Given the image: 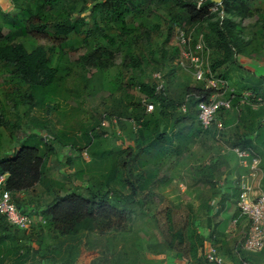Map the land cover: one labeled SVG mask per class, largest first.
<instances>
[{"label":"trees","instance_id":"16d2710c","mask_svg":"<svg viewBox=\"0 0 264 264\" xmlns=\"http://www.w3.org/2000/svg\"><path fill=\"white\" fill-rule=\"evenodd\" d=\"M149 2L152 4L167 3L170 5L168 11L173 7L174 11L171 9L167 16V30L170 36H174L175 28H181L185 32H192L194 41L201 37L203 47L210 52V70L217 77L227 80L230 70L234 69L238 72L242 69L238 65V57L254 60L258 55L255 48L259 46L261 40H264V18L256 23V29L249 37H245V33L250 28L243 27V22L252 15L255 0H224L217 7L216 12H211L214 5L208 4L209 0H109L103 4L97 3V0H12L16 14L14 17L5 15L6 25L5 27L0 25V66L7 69L9 76L27 86L29 100H32L27 101V109L30 110L36 105L34 91L37 88H50L54 85V92H57L55 83L59 79L60 69L55 64L52 50L44 46H35L28 52L19 42L20 40L30 41L34 35L38 34L50 40H63L75 34L85 35L81 42L84 46H90L91 38L105 39L108 41V47H93L94 51L88 59L85 56L81 57L84 64L91 63L99 70L105 71L109 66L107 59L112 56L116 48L109 47L114 45L113 40L101 24L109 29L111 26H117V40L123 43L121 39L124 36L130 32L134 33L128 28L127 20L131 18L133 12L137 16L143 14L142 8ZM90 5L91 8H89ZM147 8L148 11L151 10L149 6L145 9ZM86 11L93 14L94 28L82 31L81 26L84 22L79 20L72 23L71 18L74 14L79 15ZM232 19L237 21H232ZM184 27H188V30L183 29ZM144 31L140 33L142 36L147 35ZM63 45L67 43L59 44V47H64ZM47 47L53 46L48 45ZM58 52L59 57L63 58L64 51L60 49ZM140 64L139 57H130L131 68L139 67ZM134 80L131 78L125 86L117 88L121 94L117 98V106L115 109H110V113H106L105 116L113 118L118 125H122L123 122H134L137 127L136 138L125 148L101 153L109 160V170L102 181L97 180L91 186L92 191L86 188L83 193L71 192L64 196H56L40 212L33 211L34 215L42 217L45 225H35L25 231L17 229L13 233H5L1 236L0 255L2 252L9 255L19 251L25 254L32 252L33 249L30 252L29 250L24 251L25 248H30V244L26 246L25 241L30 240H27V237L36 236L39 243L35 251L44 256V262L47 264H56L58 258L52 250L57 243H62L61 240L66 236L92 233L104 236L109 245L104 252L99 250V258L90 264L108 254V264H125L127 260H134V264L138 263L136 251L141 247L140 236L133 231L130 222L131 213L136 211L135 205L139 212L146 208L144 199L140 200L139 196L156 183L160 186L166 184V181L161 184L160 181L163 178H159L168 168L167 166L173 165L178 159L187 155L189 146L194 144V137L199 136L201 145H203L204 138L210 136L211 131L202 132L200 128V130L196 128L195 135L192 132L197 117L196 106L202 100L200 97L192 96L194 91H197L196 89L190 92L187 87V90L174 96L165 87L163 91L158 92L156 84L150 85L138 81L132 83ZM132 88L137 89L143 98L142 101L153 105L154 112L160 115V119H154L151 116L154 112L147 114L141 102L130 101L129 91ZM201 90L202 87L196 93L200 94ZM241 94V91L235 90L236 100L232 109L236 108L234 105L241 98ZM189 95L191 97L185 102ZM182 106L185 107L184 112L180 111ZM261 107L264 106L259 108ZM41 141L45 145L43 157L40 156L37 148L24 146L22 143L10 157L0 160V175H7L5 190L12 195V198L20 192L31 191L36 186L43 185L42 171L46 170L44 163L46 159L54 156V151L48 148V141ZM260 146L263 147L260 141L247 140L238 148L249 149L259 156L263 183L264 154L258 152ZM68 147L76 152L75 148L78 146L68 145ZM81 149L83 148L78 150ZM220 161L219 159L207 165L192 168L190 176L192 182L196 186L203 184L215 187L214 176L221 177L224 174V167ZM131 163L137 164L134 170ZM97 164L99 165L100 161ZM78 174L82 175L81 172ZM89 180H92V177ZM232 193V198L220 195L214 212L213 206H207L211 214L210 222H215L220 215L227 212L225 205L229 200L233 201L232 199L238 196V189ZM233 204L236 207V203ZM237 212L238 214L234 213L229 217L228 222L239 223L240 220L245 222L238 210ZM0 218L4 220L1 216ZM151 219L154 228L159 233L158 244L166 251L180 256L187 264H207L206 251L214 235V228L209 229L210 233L205 237L202 232L198 231L197 221L190 208L177 203L160 211ZM43 229L49 232L48 238L51 239V244L48 242L42 244L38 233L31 234L37 230L41 233ZM215 242L217 243L216 240ZM41 244L43 249L40 251ZM222 245H225L224 241L220 246ZM49 256L53 259L50 260ZM242 262L246 261L240 258L235 260L234 264Z\"/></svg>","mask_w":264,"mask_h":264},{"label":"rangeland","instance_id":"374dc122","mask_svg":"<svg viewBox=\"0 0 264 264\" xmlns=\"http://www.w3.org/2000/svg\"><path fill=\"white\" fill-rule=\"evenodd\" d=\"M107 1L109 0H97V3L103 4ZM148 6L151 9L149 11L148 8L145 9ZM169 6L163 2L153 4L149 2L142 8L143 14L137 16L133 12L131 18L127 20V25L134 33L130 32L124 36L121 39L123 43L117 40V26H111L109 29L101 24L113 40L114 45L109 47L116 48L112 56L107 59L109 66L105 71L99 70L91 63L84 64L81 60L82 56L88 59L94 51L93 47H108V41L105 39L91 38L90 46H84L81 42L85 35L75 34L63 40H50L40 34L34 35L30 41L20 40L19 42L25 46L28 52L35 46H44V48L52 50L55 64L60 69L59 79L55 83L57 92H54V85L50 88H37L34 91L36 105L30 110L27 109V101L32 100H29L27 86L18 79L9 76L7 69L0 66V160L10 157L22 143L24 146L37 148L40 151V156L43 157L45 145L41 140L44 139L48 141V148L54 151V155L57 154L55 158L49 160L52 164L50 166L53 167H48V172L45 169L42 171L43 185L41 187L43 189H40L43 193L36 190L23 199L13 197L14 203L21 212L25 210L26 206L34 207H28L29 211L22 213L42 219L41 216L34 215L33 211L37 212L38 209L45 207L54 197L64 196L71 192L83 193L86 188L92 191L91 186L97 180H103L109 170V160L101 153L121 147L125 148L136 138L137 127L134 122H123L122 125H118L113 118L105 116L106 113H110V109H115L117 106V98L121 95L117 88L125 86L131 78L135 79L132 83L138 81L151 85L156 83L154 75L161 74L164 87L174 96L187 90V87L190 92L195 89L200 90L202 86L193 79L191 71L180 66L181 57L178 47L184 46L181 44L177 46L174 36H170L167 30V16H169L170 10H173L172 7L168 11ZM219 16L221 17V15ZM263 18L264 0H255L252 15L243 22L244 28H250L246 32L247 34L245 33V37L251 36L256 29V23ZM79 20L84 22V25L81 26L82 31L94 28L91 12L74 14L71 18L72 23ZM183 29L188 30V27ZM144 30L147 35L142 36L140 33ZM182 31L186 36L190 34L192 36V32ZM64 42L67 45L59 47V44ZM196 42L192 36L190 46L195 47ZM48 45L53 47H47ZM60 49L64 51L63 58L59 57ZM255 49L258 53L257 57L254 60L248 59L252 62V68L248 69L250 73L244 74L241 69L238 72L232 69L229 71L227 80L219 78L226 81L230 88L237 92L257 91L256 93L261 96L264 94V40H261ZM207 54L210 65V52L208 51ZM132 56L141 59L139 67H130V57ZM163 56L164 58H162ZM243 58L246 60L245 57ZM238 65L240 66V63ZM196 92L194 91L193 94L197 95ZM129 97L131 102L142 103L143 98L137 89L132 88L129 91ZM197 97H200V94ZM152 112H154V108ZM151 116L154 119L161 118L158 113L156 114V111ZM194 124L192 132L196 127L199 128L197 120ZM214 125L209 130L211 131L210 136L204 138L201 148L194 150V145H190L186 157L167 166L168 168L159 178H163L160 181L161 184L165 181L166 184L160 186L156 183L139 196L140 200L144 199L146 208L139 212L135 205L136 211L131 213L130 222L133 231L140 236L141 247L136 251L137 264H187L180 256L173 255L158 244L159 233L154 228L151 219L160 211L177 203L191 209L199 232L203 233L214 228L213 236L217 241L215 247L218 256L226 264H234V261L240 258L248 264H264V249L257 254H248L242 248L247 229L246 222L243 220H240L239 223L228 222L231 215L238 214L237 208L233 204L236 203L237 197L226 203L227 212L220 215L215 222L209 220L211 214L208 212L207 206H213L214 212L222 191H224L223 197L232 198L229 193L230 191L234 192L235 189L231 186L237 185L235 177L242 174L241 169L237 166L236 156L231 152L238 148L235 145H241V142H228L232 145L226 143L227 146L217 145L216 134L214 135L213 131ZM64 145L67 147H63ZM68 145H77L76 152ZM80 148L83 149L79 151ZM69 152L73 157L69 159L71 162L68 160L66 163L65 157ZM258 152L264 154V147L260 146ZM219 157L227 166L229 176L221 179L227 174H223L222 177L215 175L213 180L216 185L213 188L203 184L196 186L190 178L192 168L207 165L211 161H218ZM98 160L100 161L99 165L97 164ZM169 161L168 158L167 162L169 163ZM131 166L134 170L137 164L131 163ZM79 172L82 175L78 174ZM90 177L92 180H89ZM261 188L264 192V182L262 183V181ZM213 212L211 211V213ZM37 225L45 224L38 222ZM11 228L17 230L14 227ZM209 233L207 232L208 235ZM27 240L25 241L27 242L26 246L30 244V248H25L24 251L29 250L30 252L35 246H38L39 240L36 236L27 237ZM61 241L62 243H57L52 250V253L58 258L56 264H90L99 258V250L104 252V249L109 245L104 236L92 233L66 236ZM222 241L225 243L224 246L219 244H222ZM40 242L51 244L52 241L47 235H42ZM42 244L40 251L43 249ZM108 257L109 254L106 257L104 255L102 259L92 264H108ZM29 261L33 262L32 259ZM252 261L255 262L252 263ZM125 264H134V260H127Z\"/></svg>","mask_w":264,"mask_h":264},{"label":"built area","instance_id":"2783aa9c","mask_svg":"<svg viewBox=\"0 0 264 264\" xmlns=\"http://www.w3.org/2000/svg\"><path fill=\"white\" fill-rule=\"evenodd\" d=\"M199 7V3L197 8ZM218 6H214L211 12H216ZM191 34H186L180 29L175 28L174 39L177 46L181 44L184 47H178L180 54V66L188 69L192 73L193 79L197 83H202L200 101L196 107L197 120L203 129H207L214 121L217 111L220 109H230V100H223L225 94H232L233 90L228 83L217 77L210 70L208 61V50L203 47L201 37L197 40L195 47L190 46ZM191 43V44H190ZM156 81V91L164 89V81L161 74L154 75ZM199 94L192 96L197 97ZM244 98L252 99L257 106H264V99L255 97L251 93H244ZM191 97H186L185 102ZM145 112L152 113L153 105L142 101ZM181 112L185 111L182 106ZM44 141H47L44 139ZM238 159L239 166L244 170L238 180V196L236 199V208L246 222V233L243 242V250L248 254H257L264 249V193L261 190V181L263 171L260 167L261 159L258 155L249 149L236 148L231 151ZM5 177L0 176V216L5 218V222L18 230L25 231L33 228L38 222H44L40 217L21 214L12 200L10 193L4 190ZM206 251L207 264H226L219 256L216 250L215 237L211 238ZM241 264H247L242 262Z\"/></svg>","mask_w":264,"mask_h":264},{"label":"crops","instance_id":"0c3cea01","mask_svg":"<svg viewBox=\"0 0 264 264\" xmlns=\"http://www.w3.org/2000/svg\"><path fill=\"white\" fill-rule=\"evenodd\" d=\"M15 14H16V11L14 10V7L12 5V0H0V25L1 26L5 27L6 25L5 24L6 20L4 19L5 15L9 17H14ZM246 60L243 57L237 58V62L238 64L240 63V66L242 67L241 70L244 74L250 73L248 69L252 68V62L248 60V58H246ZM258 125L260 126L257 127ZM213 131H214V134H216L215 135L216 144L219 146H222V144L224 146H227L226 143L228 145H232V144H229L228 142H234V143L241 142L242 144L244 141L251 140V141H260L261 145L264 147V107H261L258 110H251L248 107L241 105L240 108H233L232 110L228 112H221L217 116L215 125L213 127ZM231 133H233V135H230ZM194 135H195V131H194ZM193 139H194V144H193L194 150L201 148L200 137L199 136L196 138L194 137ZM235 146H240V145L238 144ZM56 156L57 154L50 157L48 160L46 159L44 164H45L47 172H48L47 170L48 167L49 168L53 167V166H50L52 164H50L49 160L51 158H55ZM70 157H73V155H71V153L69 152L67 153L65 157L66 163H68V160L71 159ZM236 162H237L238 168L241 169L242 174L245 173L243 172L244 170L239 166V162L237 158H236ZM221 164L224 167V174H227V169H226L227 166L223 163V161H221ZM241 175L239 174L237 178L235 177V181L237 185H234V186L230 185L236 191L238 189V180ZM227 176L229 175L227 174L226 176L225 175L223 177L221 176L222 177L221 179H225ZM40 188L42 187L38 185L31 191L20 192L16 194L15 197H18L19 199L21 198L23 199L28 194H31L32 192L36 190H38L39 193H43ZM232 194H233L232 191H230L229 195H232ZM221 195H224V191L221 192ZM28 207L34 208L32 205L26 206L25 210L22 212H28L29 211ZM43 208L38 209L37 212H40ZM3 229L6 232L3 231ZM14 230L15 229L10 228L7 225V223L3 219L0 218V237L3 236L5 233L6 234L13 233ZM37 231L31 232V234H36ZM207 232L209 231L206 230L205 232H203V234L206 237L208 236ZM48 234L49 232L46 229H43L41 233L38 232V237L41 238L42 235L48 236ZM219 244L221 245V243ZM36 249H38V246H35V248L33 249L34 251L32 250V252L28 254H25L22 251L14 252V253H11L10 255L6 252H2L0 255V264H47L46 262H44L45 261L44 256L40 252L38 251L36 252L35 251ZM25 255L26 257H24ZM48 258H50V260L53 259V257H50V256ZM31 259L33 260L32 263L29 261ZM54 261H56V259H54Z\"/></svg>","mask_w":264,"mask_h":264},{"label":"bare ground","instance_id":"6f19581e","mask_svg":"<svg viewBox=\"0 0 264 264\" xmlns=\"http://www.w3.org/2000/svg\"><path fill=\"white\" fill-rule=\"evenodd\" d=\"M233 90V89H232ZM244 93H251L252 95H254L255 97H260V98H263L264 99V95H258L257 93H253V92H244ZM244 93H242L241 94V98H239V101L234 105L236 108H240V106L241 105H244V106H246V107H248L249 109H251V110H257L260 106H258V107H253V106H257L256 105V102L255 101H253L252 99H246V98H244V96H243V94ZM222 99L223 100H230V109H228V110H224V109H220L219 111H217V113H216V115H215V118H214V121H213V123L211 124V126L209 127V128H207V129H203L201 126H200V124H199V122H198V120H197V124H198V126H199V128L202 130V131H209L211 128H212V126L215 124V122H216V119H217V115H218V113L219 112H221V111H223V112H227V111H229V110H232V106H233V103L235 102V100H236V98H235V90H233V93L230 95V94H225L224 96H222ZM202 101V100H201ZM199 103V102H198ZM198 105V104H197ZM197 107V106H196ZM0 176H4L6 179H7V175H0ZM6 179H5V184H6ZM4 190H5V186H4ZM261 190H262V188H261ZM6 191V190H5ZM263 191V190H262ZM8 192V191H7ZM9 193V192H8ZM264 193V192H263ZM12 196V195H11ZM12 200H13V198H12ZM14 202V201H13ZM15 206H16V204H15ZM16 208H17V206H16ZM17 210L21 213V214H24V213H22L18 208H17ZM24 215H26V214H24ZM2 217V216H1ZM2 218H4V217H2ZM4 220H5V218H4ZM45 222H43V224H44Z\"/></svg>","mask_w":264,"mask_h":264},{"label":"water","instance_id":"95a60500","mask_svg":"<svg viewBox=\"0 0 264 264\" xmlns=\"http://www.w3.org/2000/svg\"><path fill=\"white\" fill-rule=\"evenodd\" d=\"M224 0H209L208 4L220 6Z\"/></svg>","mask_w":264,"mask_h":264}]
</instances>
